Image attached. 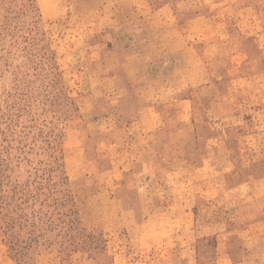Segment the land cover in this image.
<instances>
[{
  "label": "rangeland",
  "instance_id": "1",
  "mask_svg": "<svg viewBox=\"0 0 264 264\" xmlns=\"http://www.w3.org/2000/svg\"><path fill=\"white\" fill-rule=\"evenodd\" d=\"M260 1L0 0V264H264Z\"/></svg>",
  "mask_w": 264,
  "mask_h": 264
},
{
  "label": "crops",
  "instance_id": "2",
  "mask_svg": "<svg viewBox=\"0 0 264 264\" xmlns=\"http://www.w3.org/2000/svg\"><path fill=\"white\" fill-rule=\"evenodd\" d=\"M258 7H256L255 5L251 4V2H247V4L244 5L241 4L240 6H237L236 9H239V11H241V14H247L250 15L252 10H254V13L259 16L258 13V9H260V11L264 12V0L258 2ZM261 15V14H260ZM259 21L262 25V29L260 32L257 33V38L255 40V43L257 44V53L258 55L256 58H254V60H251V56L248 54L246 49H237L235 51V55L242 57V59L247 61V65L250 64L252 67L253 66H259L260 67V71L259 73H264V17L263 15L259 18ZM259 56V57H258ZM233 57V56H231ZM251 60V61H250ZM263 88V90H261ZM261 89H259V96H261V94L264 95V85L261 86ZM259 102L264 103V100H259ZM264 105V104H263Z\"/></svg>",
  "mask_w": 264,
  "mask_h": 264
}]
</instances>
